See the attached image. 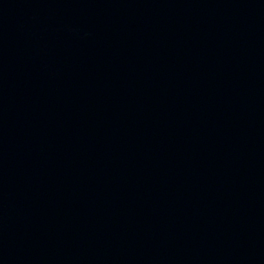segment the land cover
<instances>
[{"label":"water","instance_id":"95a60500","mask_svg":"<svg viewBox=\"0 0 264 264\" xmlns=\"http://www.w3.org/2000/svg\"><path fill=\"white\" fill-rule=\"evenodd\" d=\"M0 264H264V0H0Z\"/></svg>","mask_w":264,"mask_h":264}]
</instances>
